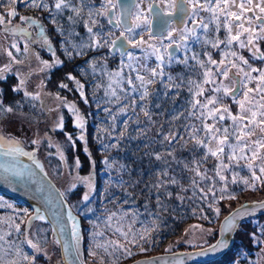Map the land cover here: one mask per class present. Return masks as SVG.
<instances>
[{
    "label": "snow or ice",
    "instance_id": "obj_1",
    "mask_svg": "<svg viewBox=\"0 0 264 264\" xmlns=\"http://www.w3.org/2000/svg\"><path fill=\"white\" fill-rule=\"evenodd\" d=\"M17 4L47 13V18L55 28V32L62 37L61 49L69 59L73 56H84L89 50L97 51L104 48H107L112 56L119 53L120 63L116 70H107L106 57L88 62L93 74L99 69L101 75L108 78L106 84L101 82L94 85L95 90L101 88L104 90L103 97L96 100L97 107L100 108L102 104L115 106V111L110 107H103V111L111 120V130L105 131L109 138L116 141L113 144H103L105 151L119 146L120 141L128 134L130 124L137 126L136 135L131 136V139L147 138V134L156 125L150 107L153 96L159 100L162 93L164 98L171 96L175 101L181 90L186 88L188 91L190 99L187 101V109L171 116L167 132L164 131L163 124L156 128V136L161 137L160 139L153 137L145 144L146 148L159 144L162 149L147 153L160 165L154 173V181L146 185L147 199L151 200L153 196L155 198L157 216L159 212L168 210L167 202L174 198L181 203L185 199L199 202L197 204L199 212L197 213V208H193V215H196L197 219L209 220V216L205 214L206 209L219 218L221 215L219 202L238 199L231 186L242 185L244 191L264 190V66H254V62L264 65V0H100L99 6L96 5L95 0H75V2L74 0H7V3H0V7L9 9L6 14L0 13V26H3L5 31L28 34V28L12 25L11 18L16 16H19V20L27 23L29 27H36L38 41H42L53 56L51 62L41 60L43 71L57 67L63 62L53 51L43 21L39 17L20 15L15 7ZM144 4L147 5L146 9L142 7ZM66 11L69 13L66 17L67 26L61 23ZM77 25L83 26L86 37H80V33L76 31ZM76 37H80L79 42L76 41ZM10 47L17 52L20 51L16 43H12ZM4 51L10 62L0 67V81L6 80L5 74L11 71L13 63H23L16 59L12 51L8 49ZM24 51H28L27 44ZM244 51H247L249 56L246 57ZM213 52H218L220 58H214ZM37 59H40L38 55ZM177 67L180 68L179 71H175ZM16 75L18 83L11 91L23 92L24 98L29 101L40 100V91L26 90L27 77L20 73ZM67 79L75 84V90L81 100L88 104L85 84L71 73L67 74ZM38 87L42 89L43 81ZM59 87L72 91L67 83L61 82ZM95 95L94 91L93 96ZM55 99L59 101L55 109L47 108L44 101H41V110L52 112L66 108L73 118V126L79 131V135L74 137L64 131L63 115L58 117L51 131H62L66 145L72 148L76 147V141H83L86 145L85 116L82 115L77 104L58 93ZM232 105L236 106L235 111ZM23 106L22 101L5 104L0 93V115H24ZM32 107L35 108V104H32ZM155 107L159 109L161 104L156 103ZM141 114L143 120L140 119ZM121 116L125 117L122 121L123 128L118 135H114L118 126V117ZM182 117L187 121L182 126L183 132L174 124ZM141 125L145 126L141 127ZM99 139L97 136L98 141ZM44 141H47L49 149H55L54 153L50 151L48 155L50 157L55 155L62 163H66L65 146L53 142L48 132L43 136L37 133L36 138L30 141L36 146L33 151H25L19 139L0 134V149H6L0 155L26 156L43 170L36 159V151ZM84 151L88 153L86 146ZM184 151L190 153V158L177 155L178 152ZM114 163L105 157L104 164L108 169H112ZM74 167L76 169L81 167L79 158L75 160ZM0 171L17 176L24 174L22 169H17L8 163H0ZM119 171H126L125 165H119ZM185 173L188 174L186 185L183 182ZM75 181L88 189L81 201L88 202L93 191L91 174L83 177L77 174ZM77 182H73L67 191L75 189ZM109 183L111 184V181ZM124 183L121 178L120 185ZM138 183L139 180L135 182ZM175 189L178 191L174 192ZM37 191H43V188H38ZM189 191L191 195L186 196ZM47 198L51 200L50 193ZM59 198L63 201L65 193L60 192ZM128 202L124 201V203ZM7 206L12 207L10 204ZM0 207H4V204L0 203ZM147 207L146 202L145 208ZM88 211L92 209L89 208ZM258 211H264V200L240 204L229 215L224 216L219 228L221 238L214 244H209V249L219 251L226 248L228 241L224 237L237 231L240 221L254 216ZM24 214L28 217L27 222L20 219L17 223L13 217H9L7 222L8 229H14L17 240L23 235V241L17 243L6 239L13 233L0 228V242H2L0 264H21V261L37 264L40 255L48 261L51 260L48 250L41 246L39 240L32 238L44 231L37 229L33 232L32 225L33 221H44L45 213L37 208L31 214L25 209ZM128 214L124 212L123 215L117 216L116 212H112L107 217V226L109 228L113 226V218L120 221ZM68 217L72 220V243L64 246V253L74 250L73 264H76V261L85 264L80 259V235L76 221L71 217L70 209ZM2 223L3 220L0 219V224ZM22 225H24L23 231ZM60 231L63 232L62 225ZM145 231L150 230L145 229ZM196 231L211 234L213 230L204 229L201 224H194L185 229V236L194 235ZM260 231L264 233V229ZM114 232L119 233L131 245H137L138 239L146 238L140 235L137 239L134 233L129 238L132 229L129 228L125 232L119 223L115 226ZM101 235L100 232L93 233L94 237ZM251 236L253 243L264 245V239L255 232ZM54 243L59 244L60 241L55 240ZM24 244L33 250L31 255L24 252L22 247ZM95 247L103 248L110 256L118 251H123L127 256L133 255L131 248L125 247V244L118 240H109L104 244L97 243ZM140 251L143 252L145 249L141 246ZM204 252L205 249L201 248L197 254ZM9 255H12L13 259H6ZM88 255L95 258L98 253L90 249ZM184 255L191 258L192 254L174 253V257L180 258L174 259L171 264H184L182 258ZM259 255L260 260L255 264L264 262V247L260 248ZM118 259L117 256L111 264H117ZM59 264H65L63 255ZM99 264H105L103 257L100 258ZM249 264L253 262L249 261Z\"/></svg>",
    "mask_w": 264,
    "mask_h": 264
},
{
    "label": "trees",
    "instance_id": "obj_2",
    "mask_svg": "<svg viewBox=\"0 0 264 264\" xmlns=\"http://www.w3.org/2000/svg\"><path fill=\"white\" fill-rule=\"evenodd\" d=\"M2 3V0H0ZM4 9L3 7H0ZM24 9V8H23ZM29 10V9H28ZM31 11H34L31 9ZM40 12L41 10H35ZM47 17V13H46ZM65 17V16H64ZM63 17V18H64ZM45 24H47L48 28H50L54 38L58 40V46L60 45V41H62V37L55 32V28L49 22V19L46 18ZM65 24V22H61ZM81 29L80 32L84 33V28L82 25H79ZM60 49V48H59ZM61 50V49H60ZM90 54H94L96 59L102 60V58H107V66L111 68H115V62L112 60L108 61V58L112 55L108 53V49H99L97 51H90L87 52L84 56H73L72 59H69L65 53L63 52L60 55V60H62V64L51 68L45 71V78L46 81L55 85L56 87L60 88L59 85L61 82L63 83H73L67 79V74L71 73L73 76L78 78H82V81L85 82V94L89 100L88 105H84L82 107L83 114L87 118L86 123V147L91 153L92 158L95 160L97 168H100L104 163L105 157H108L110 161L115 162L113 170V174H116L119 178H122L125 183L120 187V190L126 194L129 198L128 200L133 203L135 208L143 209L145 203H148V207L151 212L154 213L156 219L154 225L149 229L147 234V238L144 240H139L137 245L128 244L124 239L118 236L120 243L125 244V247L131 248L133 255L127 256L124 252L120 254L119 259L117 260V264H127L128 262L138 259L139 257L150 256L152 254H158L161 252H172V251H179L182 250L186 244L176 243V240L180 237L185 235V229L189 228L190 225L194 224H201L204 229H212L211 234H207L206 238L203 243L196 244H189V249H195L196 247H205L206 245L212 244L216 240L217 237V228L219 225L220 219L227 215L233 208L237 205L241 204L242 202L248 200H257L264 199V190L257 189V190H247L244 191L242 189L235 191L238 199L233 201L223 200L219 202V207L221 209V215L219 218L215 217V213L211 212L210 210L206 209L205 214L209 216V220L197 219L196 215H193V208H197V204L199 202H193L191 200L185 199L183 203L176 199H172L171 201L167 202L168 210L166 212H159L157 216L158 209L156 207V202L154 196L151 200H148V191L146 185L154 181L155 171L160 167L159 163L154 160V157L147 155L149 152L153 151H161V146L159 144H153L150 147L146 148L145 144L149 143L151 138L156 137V139H160L161 137L156 136V128L160 127L161 124L164 126V131L167 132L169 130L170 124L168 123L171 120V116L178 111H185L188 107L187 101L190 99V95L188 91L185 89L180 91V95L176 97L175 101L172 100L171 96L168 98H164L162 93L160 99L158 100L155 96L151 99L153 101L151 107L152 112L154 113L153 119L156 121L155 127L147 134V138H140V139H133L131 140V136H135L136 132V125L130 124L128 134L125 136L123 140L120 141L119 146L116 148H109L108 150H104L103 144H113L115 143V139H111L108 137L107 131L106 135L100 136L101 130V123L107 124L106 130L110 131L111 120L107 113L103 111V107H110L115 111V106L113 105H104L102 104L100 108L96 105L97 98H101L104 95L103 88L99 90H95L94 85L96 83H101V79H85L82 71L79 70L80 64L87 61V58ZM243 54L245 56L246 52L244 51ZM214 58L218 59V54H214ZM114 61V60H113ZM17 83L16 75L10 74L6 76V80L0 82V93L3 95V100L5 104H15L16 101L23 102V109L29 110L30 104L28 100H25L23 94L12 92L11 89ZM57 88V89H58ZM95 91L96 95L93 96V92ZM63 92V91H62ZM65 93V92H63ZM67 95H69L66 92ZM174 95V93H173ZM77 100H79L80 96L77 95ZM156 103H160L161 107L157 109L155 107ZM235 105H232L233 111H235ZM31 109V108H30ZM138 111V109H137ZM34 112V111H33ZM106 118L108 123L101 122L102 118ZM123 119V116L118 117L117 120V129L114 135H118L119 131L123 128L122 121L120 123L119 120ZM140 119L143 120V115L141 114ZM65 128L64 131L71 133L74 137L77 135V131L71 125V119L69 116L66 117L64 120ZM187 123V121L182 117L180 120L175 121L174 124L179 128V131L183 132V125ZM145 125H141L144 127ZM58 135H60V139L64 141L66 145V139L64 133L62 131H56ZM97 136H99V141L97 140ZM179 147V146H177ZM66 160H68V165L70 167L75 164V160L79 158L81 162V167L78 169L80 173H86L89 167V160L87 159V155L82 149V144L80 141H76V147L72 148L71 146L66 145ZM136 151V152H135ZM130 152H135L134 155H130ZM178 156L180 157H188L190 158V153L187 151L178 152ZM140 158H139V157ZM139 158V159H138ZM55 160L52 159L51 164H54ZM125 165L126 171L121 172L119 171V165ZM210 166V165H208ZM175 167V165H173ZM54 173V172H53ZM58 174V172H55ZM185 175V180L183 181L185 185L187 184V173ZM54 178V175H51ZM139 180L140 183L135 184V182ZM233 189L237 188V186H231ZM82 187L77 186L72 191L64 192L65 193V201L70 209L71 213L76 216L79 220V225L81 227V234H82V261L85 264H99L100 258L99 257H90L88 255L89 250L86 249L89 242L88 237V220L87 215L88 213L81 203L82 200ZM178 191V189H175ZM130 193V195H128ZM3 195V194H2ZM191 192L189 191L186 196H190ZM8 197L6 195H3ZM10 198V197H8ZM12 199V198H11ZM17 201V204L22 205L25 209H28L32 212L31 208L21 202ZM96 201L94 202L93 208L96 209ZM199 209L197 208V213ZM261 218L264 219V214H261L257 217L249 218V220L242 221L239 223V229L235 232L234 238L232 240V244L228 251L217 259L216 261H212L206 264H240L245 263L249 260L252 256V250L254 249L253 246H257L258 244L253 243L251 234L253 232L257 235V221ZM143 247L145 251L141 252L140 247ZM168 249V251H166ZM105 264H111V261L104 260Z\"/></svg>",
    "mask_w": 264,
    "mask_h": 264
},
{
    "label": "rangeland",
    "instance_id": "obj_3",
    "mask_svg": "<svg viewBox=\"0 0 264 264\" xmlns=\"http://www.w3.org/2000/svg\"><path fill=\"white\" fill-rule=\"evenodd\" d=\"M75 2V1H74ZM2 3H7V0H2ZM16 10L20 15L24 16H32L33 18L39 17L46 29V34L49 36L50 42L53 46V51H55L56 56L60 59V55L64 52L61 49V43L58 46V40L54 38L50 28H48L47 24H45L46 20V12H37L36 9H33L34 11H31V8L25 7L23 4H17ZM144 9L147 8V5H142ZM4 9L0 8V13H7L9 10L7 7H3ZM24 8V9H23ZM29 9V10H28ZM67 11L65 12V17L61 18V22H65L67 26ZM7 18V17H6ZM102 19V18H101ZM12 25H20V27H26L28 28V34H22L19 31L12 32V31H5L3 26H0V67H3L5 64H8L10 62V58L7 56V53L4 51V49H8L12 51L13 55L16 57L17 60L23 61V63H13L11 71L9 73H6L5 75L8 76L10 74L16 75L17 73H20L21 75H24L27 77L26 82V90L29 92H41L40 100L37 101H29V103L35 104V108L32 107V104H30L29 110H24V115H0V134L5 135L6 137H11L14 139H19L21 141V146L24 148L25 151H33L36 146L32 145L30 141L33 138H36V134L39 133L40 136H43L45 132H48L49 135L52 137L53 142H58L61 145H64V151L65 156L66 154V145L64 141L60 139V135L57 134V132H52L51 128L53 124L57 121L58 117L63 115L64 120L67 116L71 119V125L73 126V118L68 113V110L66 108H60L58 111H42L41 110V101H44V104L47 108L55 109L57 105L59 104V101L55 99V95L58 93L62 97H66L69 101H74L79 109L81 110L82 115L83 109L82 107L88 104H85L81 98L77 100V95L79 93L75 90L76 86L74 83H68L69 88L72 89V91H69L67 89L58 88L55 85L49 83L46 81L45 78V71L49 70H41L42 64L41 60H46L51 62L53 60L52 53L47 50V47L43 45L42 41H38L37 38V29L35 26L29 27L27 23L21 22L19 20V16H16L14 18H11ZM102 22L106 24V21L102 19ZM79 25L76 26V31L80 33V37H86V32L84 30V33L80 32ZM107 30V27L105 31ZM80 37H76V41L79 42ZM16 43L17 47L20 49L19 52L16 51V49L11 48V44ZM25 44L28 45V51L25 52ZM61 50H60V49ZM91 50L87 51L90 52ZM197 51H199V48L197 47ZM246 55L249 56V53L247 51ZM214 54H219L218 52H213ZM137 54H139L137 50ZM37 55L40 57V59H37ZM218 55V59H219ZM96 59L94 54H90V56L87 58V61L80 64L79 70L82 71V74L84 75V81L85 79L91 78L93 79H101L104 81V83H107V77L102 76L100 73V70L97 69V72L93 74L91 68L89 67L88 62ZM112 60V62H115L116 67L111 68L107 66L108 71L116 70L118 69L119 63H120V56L119 54H115V56H110L108 58V61ZM114 60V61H113ZM62 61V60H61ZM154 62V61H153ZM254 66H264L260 65L259 62H254ZM180 70V68H179ZM255 75V74H254ZM17 77V75H16ZM89 77V78H88ZM78 80L81 81V83L85 84V82L82 81V78H78ZM41 81H43V87L42 89L38 87L41 84ZM1 82V81H0ZM18 83V79H17ZM16 83V84H17ZM58 88V89H57ZM65 93H63V92ZM66 92L69 94L67 95ZM23 94V92H20ZM51 94V95H50ZM24 97V96H23ZM27 100L26 98H24ZM236 109V107H235ZM34 111V112H33ZM26 116V118H25ZM85 116V115H84ZM124 119V117H123ZM122 119L119 120L118 123H120ZM101 122L108 123V120L106 118H102ZM86 123L87 118L85 116V134H86ZM101 130H100V136L106 135V128L107 124L101 123ZM75 128V127H74ZM77 131V135H79V131L75 128ZM86 137V136H85ZM87 138V137H86ZM133 139H129V141H132ZM82 144V149L85 148V143L83 141H80ZM88 149V148H87ZM55 152V149H49L47 146V141L42 142L39 149L36 151V159L42 165V169L44 172H46L52 181L57 185V187L60 189L61 192H68L67 189L71 186L73 182L75 181V177L77 174L81 177L88 176L91 174L92 182H93V191L90 196V200L88 202H81L86 211L87 220H88V237L89 242L86 249L88 250H94L98 253L97 257L101 258L103 257L104 260L112 261L113 259H116V257L120 256L123 251H118L114 255H108V253H105L103 248L97 249L95 245L97 243L104 244L109 240H119L118 236H120L119 233L114 232V228L119 223L122 225L123 230L127 232L129 228L132 229V232L129 233V238L133 235V233L137 236V239L140 235H144L147 238L148 231L146 232L145 229H150L154 223L153 221L156 219L155 215L149 207L143 209L135 208L133 206V203L130 202L128 197L125 193H123L120 190V179L116 174H113L114 169H108L106 165L103 163L100 168H97L95 160L92 158L90 151L88 150L87 159L89 160V167L86 173H80L78 169L74 167L75 164H73L72 167H70L68 164V160H66V163H62L59 158L55 155L49 156V152ZM136 152V151H135ZM135 152H130V155H134ZM90 154V157H89ZM139 157V156H138ZM140 158V157H139ZM138 158V159H139ZM52 159L55 160L54 164H51ZM54 172V173H53ZM55 172H58V174H55ZM54 175V178L51 175ZM111 181V184L109 183ZM77 186L82 187V193L84 194L88 189L81 183L77 182ZM242 185L235 188L234 191L242 189ZM83 196V195H82ZM129 201L128 203H124V201ZM82 201V200H81ZM96 201L97 208L94 209L93 205ZM253 201V200H252ZM0 203L4 204V207H0V219L3 220V223L0 224V228H2L4 231H11L13 234L9 237H6V239L16 241L17 243L24 240L23 235H20L18 240L15 234L14 229H8L7 222L9 217H13L16 219V222L19 223L20 219H24L25 222H27V215L24 214L25 207L22 205L17 204V201L15 199H11L8 197L3 196L0 194ZM12 205V207H8L7 205ZM92 209V211H88V209ZM28 210V209H27ZM32 211V210H31ZM30 211L28 210V213ZM112 212H116L117 216L123 215L124 212H128L129 214L124 217L123 220L117 221L116 218H113L112 221V227L109 228L106 224V220L109 214ZM32 213V212H31ZM30 213V214H31ZM133 213H137V215H133ZM151 213V214H150ZM72 219L76 221L78 233L80 235V258H82V241L83 238L81 237V227L79 225V220L76 216H74L71 213ZM71 220V219H70ZM135 221V222H134ZM72 225V220H71ZM24 225L21 226V230L23 231ZM257 236H260L261 239H264V233H261L260 229H264V219L261 218L257 221ZM37 229H43L44 231L39 234V236H33V240H39L41 243V246L46 248L48 250V253L51 257V260L48 261L45 259L43 255H40L37 260V264H59V261L61 260L59 245L54 243L55 240H57L54 236V233L52 229L48 226L47 222L44 221H33L32 225V231L35 232ZM94 232H100L102 233L101 236H93ZM208 233L196 231L194 235H188L180 237L176 240L181 241V244H186V246L183 247L182 250L189 249V244H196L199 245V243H203L206 235ZM124 239L123 237H121ZM234 238V237H233ZM139 241V239H138ZM188 241H191L189 243ZM2 243V242H0ZM178 244V243H177ZM7 247V245H5ZM24 252L31 255L33 253V250L28 248L26 244L22 245ZM264 247V245H255L253 246L252 250V256L247 262L240 263V264H249V261H252L253 264H255L256 261L260 260V248ZM199 248V247H196ZM109 252H111V248H109ZM2 255V253H0ZM6 259L11 260L13 259L12 255H9L6 257ZM21 264H27L25 261H21ZM264 264V262H262Z\"/></svg>",
    "mask_w": 264,
    "mask_h": 264
},
{
    "label": "water",
    "instance_id": "obj_4",
    "mask_svg": "<svg viewBox=\"0 0 264 264\" xmlns=\"http://www.w3.org/2000/svg\"><path fill=\"white\" fill-rule=\"evenodd\" d=\"M119 54V53H118ZM6 149H0V153L4 152ZM0 163H8L9 165H14L17 169H22L23 175H12L10 173H3L0 171V194L6 195L12 199L21 201L27 204L31 209L32 213L35 209L39 208L41 212L45 213L48 226L52 229L54 236L57 240L60 241L59 250L60 255L64 256L65 264H73L75 257V252L72 250L70 253H64V246L70 245L71 241V231L72 225L71 220L68 217V205L64 200H60L59 193L61 192L57 185L52 181L50 176L38 168L32 160L26 156L16 155L5 156L0 155ZM27 166V167H24ZM5 177H7L5 179ZM43 188V191H37L38 188ZM51 194V200H48V195ZM264 200V199H259ZM257 201V200H253ZM248 200L242 202L241 204H248L253 202ZM240 205V204H239ZM237 205L230 212L239 207ZM227 215H229V213ZM264 214V211H258L254 216H249L248 218L243 219L242 221L249 220V218L260 216ZM225 215V216H227ZM224 217L220 220L223 221ZM220 221V222H221ZM240 221L239 223H241ZM220 222L217 228V239H220L219 228ZM63 226V232L60 231V226ZM236 231L228 234L225 239L228 241V246L219 251H212L209 249V245L205 247H199L195 249L179 250L172 252H161L158 254H152L150 256L139 257L138 259L132 260L127 264H171V261L180 257H174L173 254H186L191 253V258L187 255H184V264H206L212 261H216L228 251L232 244V240ZM212 242L214 244L216 242ZM205 249L204 254H197L200 252V249ZM154 258H158L155 259ZM76 264H80L79 261H76Z\"/></svg>",
    "mask_w": 264,
    "mask_h": 264
},
{
    "label": "flooded vegetation",
    "instance_id": "obj_5",
    "mask_svg": "<svg viewBox=\"0 0 264 264\" xmlns=\"http://www.w3.org/2000/svg\"><path fill=\"white\" fill-rule=\"evenodd\" d=\"M75 1V0H74ZM95 2H96V5L97 6H99V2H100V0H95ZM118 34V33H117ZM118 54V53H117ZM217 54V53H216ZM219 55V54H218ZM247 57V56H246ZM175 71H179V67H177L176 69H175Z\"/></svg>",
    "mask_w": 264,
    "mask_h": 264
}]
</instances>
